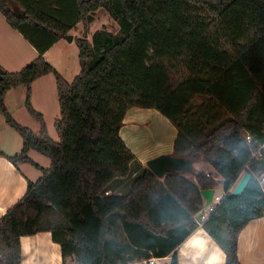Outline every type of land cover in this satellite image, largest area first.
<instances>
[{"label":"trees","instance_id":"1","mask_svg":"<svg viewBox=\"0 0 264 264\" xmlns=\"http://www.w3.org/2000/svg\"><path fill=\"white\" fill-rule=\"evenodd\" d=\"M15 3L25 16L14 12ZM99 8L119 31L102 27L91 39L75 38L80 72L68 81L45 53L80 22L88 32ZM0 12L38 52L20 71L0 66V112L23 138L19 154H0L43 173L0 218V264H20L21 237L43 231L61 245L64 264L68 258L118 264L125 248L132 252L111 243L118 221L132 250L148 258L171 255L170 264H178L175 249L199 224L194 215L204 207L201 189L219 184L221 203L202 226L224 250L225 264H240L239 234L264 215V0H0ZM50 73L60 103L58 141L30 102L32 83ZM21 85L28 89L27 111L41 125L38 133L5 104L7 92ZM135 106L168 118L178 130L174 155L197 156L220 179L200 172L193 183L175 172L162 182L141 167L120 135ZM31 149L49 157L50 167L36 164ZM137 164L130 191L111 193V183ZM244 172L251 178L234 195ZM170 176L188 196L168 182Z\"/></svg>","mask_w":264,"mask_h":264},{"label":"crops","instance_id":"2","mask_svg":"<svg viewBox=\"0 0 264 264\" xmlns=\"http://www.w3.org/2000/svg\"><path fill=\"white\" fill-rule=\"evenodd\" d=\"M15 4L21 8L20 4ZM95 31L96 29H94L92 34ZM75 38L77 37L74 36L73 41H75ZM88 38L91 39V36ZM63 39L61 38L57 41L45 53V58L62 75L66 76L62 65L64 64V60L67 59L71 45L69 46V50L67 48L63 51ZM37 57V50L27 42L19 31L9 25L6 18L0 12V66L6 71L16 72L23 69ZM77 71L78 66L75 62L70 71L71 76L75 77L80 72L77 73ZM27 93L28 89L24 85L14 87L7 92L5 104L19 123L21 122L22 124L23 121L21 119L24 120L27 123V127H31L33 131L38 133L41 129L40 123L37 120L34 122L28 119L26 115L19 113L21 107H26ZM30 102L43 115L50 136L58 141L59 135L57 132L56 136L54 129L56 128L55 122L60 117V103L54 74L43 75L32 83ZM177 134L178 130L174 124L158 110L137 106L128 109L124 118V124L120 130L121 137L135 153L141 167H147L146 163L148 160L161 154H174V142ZM0 149L9 156L19 154L23 149L22 136L6 122L1 112ZM29 156L36 164L43 168H48L51 165L49 157L34 149L29 151ZM135 168L136 170L131 175L116 179L111 183V193L127 194L130 191L132 182L138 175L140 166L136 165ZM200 172H206L207 176L209 174L208 177L220 179L213 166L203 160L194 164L192 172L177 173H181L189 181L197 183L196 175ZM42 175V170L32 163L19 162L15 165L7 156L0 154V218L25 195L28 182L37 181ZM165 177L159 179L164 182ZM168 182L174 185L180 193L188 196L186 190L183 191L177 185V176H170ZM219 185L222 188L220 193L217 192ZM219 185L214 187L215 193L223 195V185ZM261 185L264 191V180ZM203 201L205 206L206 200L204 198ZM195 216L196 214L194 218ZM120 233L125 238V241L122 242V248L127 247L129 251H134L132 249H136L135 246H132V249L128 247V244L131 242L120 221L113 226L109 236L114 247L119 246L116 235ZM175 251L178 257V264H213L212 258L214 256L218 257V261L215 264H225L226 262L224 250L209 235L202 224H198ZM126 253L128 256L129 252ZM238 258L240 264H264V215L251 220L241 230L238 237ZM162 259L169 263L171 262V255ZM119 261L122 262L118 264H138L144 261V259L139 261L138 258L137 260L124 258ZM20 264H64L61 245L53 240L52 234L49 231L22 236Z\"/></svg>","mask_w":264,"mask_h":264},{"label":"rangeland","instance_id":"3","mask_svg":"<svg viewBox=\"0 0 264 264\" xmlns=\"http://www.w3.org/2000/svg\"><path fill=\"white\" fill-rule=\"evenodd\" d=\"M21 9L20 7L16 6L14 4V10L15 9ZM102 27H105L107 28L109 31H112L114 33L118 32L119 31V25L118 23L111 17V15L109 14V12H107L104 8H99L95 13H94V22H92L90 25H89V28H88V32H86V28H85V24L83 22H80L74 29H72L69 34L73 35V37H82L83 35L87 34L88 37L91 36L92 32L94 31V29H100ZM74 30V31H73ZM22 35V34H21ZM28 42V41H27ZM70 42V43H69ZM29 43V42H28ZM63 43L64 45L62 46V49L63 51L66 50L68 48L69 50V46L71 45V50H69L68 52V55H67V59L64 60V64L62 65L63 66V70L66 74V76L63 74L62 76L65 77L68 81H72V79L74 78V76H71V70L74 66V63L76 62L77 66H78V71L77 73L80 71V64H79V47L76 43V40L75 41H68L66 38L63 39ZM30 44V43H29ZM31 45V44H30ZM32 46V45H31ZM67 54V52H66ZM62 68V67H61ZM76 73V74H77ZM19 113H22L24 115H26V117H28V119L36 122V120H34L28 113L26 107H21L19 109ZM21 121H23V125L27 126L26 122L24 120L21 119ZM19 122V121H18ZM21 123V122H20ZM54 126V125H52ZM29 127V126H28ZM31 128V127H30ZM161 128V127H159ZM55 133H56V136H57V131H56V128L54 129ZM53 131V132H54ZM55 136V137H56ZM58 139V137H57ZM49 161H50V164H51V160L50 158H48ZM138 165V164H137ZM222 191V188H221V185H219V187H217V192L220 193ZM116 240H117V244L119 246H116L114 247L115 249H123V244L122 242L125 241V238L122 236V234L120 233L119 235H116ZM116 244V245H117ZM131 254H128L127 256V253L126 252H123V254H121L122 256V259H132V260H142L144 259V261H141L140 263L138 264H150L148 262V260L150 258L146 257V256H143L142 252L139 251V252H135V251H132L130 252ZM152 258V257H151ZM119 260H121L119 257L117 258V262L118 263H121ZM138 262V261H137ZM171 262L167 263L164 259L160 260L159 261V264H170ZM67 264H76V261L75 259L73 258H68L67 260Z\"/></svg>","mask_w":264,"mask_h":264},{"label":"water","instance_id":"4","mask_svg":"<svg viewBox=\"0 0 264 264\" xmlns=\"http://www.w3.org/2000/svg\"><path fill=\"white\" fill-rule=\"evenodd\" d=\"M14 12L19 16H25L26 12L22 9H15ZM68 41H73L74 37L71 34L64 36ZM2 75L0 74V80ZM200 162V158L195 155L190 157L179 156L174 154H161L147 161L146 165L158 178H164L166 174L172 172H182L189 173L192 172L194 164ZM251 174L249 172H244L238 179L236 184L232 189L234 195L241 194L246 188ZM215 194L214 188H204L201 189V195L206 200V205H208Z\"/></svg>","mask_w":264,"mask_h":264},{"label":"built area","instance_id":"5","mask_svg":"<svg viewBox=\"0 0 264 264\" xmlns=\"http://www.w3.org/2000/svg\"><path fill=\"white\" fill-rule=\"evenodd\" d=\"M248 140H250V138L248 137ZM209 176V174H208ZM264 180V177H262L260 179V182L262 183V181ZM106 194H110V191H106ZM223 198V195H218V194H214L212 201L208 204L205 205L202 209H200L195 216L196 221L199 224H202L204 221H206L207 219H209V217L211 216V214L217 209L218 205L221 203V200ZM162 258H157V257H152L148 260V262L150 264H159V261Z\"/></svg>","mask_w":264,"mask_h":264},{"label":"clouds","instance_id":"6","mask_svg":"<svg viewBox=\"0 0 264 264\" xmlns=\"http://www.w3.org/2000/svg\"><path fill=\"white\" fill-rule=\"evenodd\" d=\"M217 261H218V257H215V256H214V257L212 258V262H213V264H215V262H217Z\"/></svg>","mask_w":264,"mask_h":264}]
</instances>
